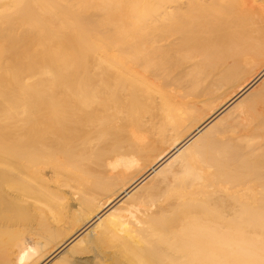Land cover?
<instances>
[{
  "label": "bare ground",
  "instance_id": "obj_1",
  "mask_svg": "<svg viewBox=\"0 0 264 264\" xmlns=\"http://www.w3.org/2000/svg\"><path fill=\"white\" fill-rule=\"evenodd\" d=\"M0 264H264V0H0Z\"/></svg>",
  "mask_w": 264,
  "mask_h": 264
},
{
  "label": "rangeland",
  "instance_id": "obj_2",
  "mask_svg": "<svg viewBox=\"0 0 264 264\" xmlns=\"http://www.w3.org/2000/svg\"><path fill=\"white\" fill-rule=\"evenodd\" d=\"M147 126H149V124H147ZM150 127V126H149ZM154 137H157V135H154Z\"/></svg>",
  "mask_w": 264,
  "mask_h": 264
}]
</instances>
